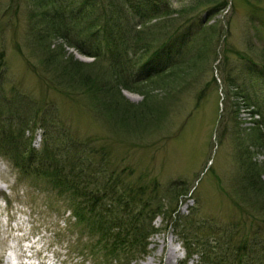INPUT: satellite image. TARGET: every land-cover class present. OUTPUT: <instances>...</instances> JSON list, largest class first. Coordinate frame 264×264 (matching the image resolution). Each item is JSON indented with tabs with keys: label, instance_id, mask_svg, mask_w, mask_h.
Returning <instances> with one entry per match:
<instances>
[{
	"label": "rangeland",
	"instance_id": "374dc122",
	"mask_svg": "<svg viewBox=\"0 0 264 264\" xmlns=\"http://www.w3.org/2000/svg\"><path fill=\"white\" fill-rule=\"evenodd\" d=\"M222 1L190 11L184 17L192 21L179 24L180 31L172 38L163 35L177 23V15L150 21L157 25L153 34H159L155 51L140 59L127 76L148 72L159 49L163 56L165 43L166 48L169 44L175 48L180 34L197 30L208 11ZM225 1V10L207 22L182 55L184 64L153 79L152 88L142 95L122 85L111 90V62L84 60L60 37L44 41L64 59L90 64L83 74L96 85L85 83L87 90L74 82H52L54 78L39 63L46 57L32 44L47 30L39 10L31 0H0L4 130L14 137L23 134L38 151L70 140L85 144L98 156L104 150L107 162L125 181L150 187L166 209L152 223L143 250L136 247L127 254L118 251L104 257L105 242L96 246L100 235L76 222L66 196L44 179L24 175L10 160L14 146L4 145L0 148V264H139L152 255L153 243L161 240L177 250L173 264H203L200 254L186 258L183 236L214 245V237L203 239L204 230L210 229L217 230V236L223 232L225 241L232 236V245L253 233L264 240V131L249 123L239 98L249 100L254 91L264 97V79L252 78L243 59H264V0ZM114 2L116 19L127 30L140 25L139 14L151 8L175 9L198 0ZM51 71L59 74L57 69ZM173 186L185 188L186 195H179L185 190L176 194ZM198 228L201 231L194 232ZM92 245L100 252H90Z\"/></svg>",
	"mask_w": 264,
	"mask_h": 264
},
{
	"label": "trees",
	"instance_id": "16d2710c",
	"mask_svg": "<svg viewBox=\"0 0 264 264\" xmlns=\"http://www.w3.org/2000/svg\"><path fill=\"white\" fill-rule=\"evenodd\" d=\"M31 1L39 10V16L47 27L46 34L35 38L32 44L37 46L42 58L46 57L44 61L39 60V63L54 78L52 82L59 84L69 82L70 85L74 82V85L83 86L87 90L89 88L85 83H88L90 87L96 85L95 81H92L93 78L83 74V70L90 67V64H84L72 58L64 59L60 51H52L50 45L44 41L46 38L49 40L60 37L84 57L93 58L94 61L99 60L101 63L104 59L111 62L114 74L109 87L111 90L117 85H122L125 90L131 89L142 95L152 88L153 79L184 64L181 59L185 51L196 42V37L203 32L207 22L227 7V2L223 0L214 9L209 10L205 16L206 20L198 25L197 30L181 33L180 41L175 48H170V44L166 48L165 43L163 56L159 49L153 55V57L157 56L158 60L148 64V72H144L141 77L130 79L127 76L128 71H131L140 59L151 57L155 51L159 34H153L157 25L149 24L150 21L166 20L177 15L179 18L176 19V24L171 25L170 31H172L163 35H169L172 38L179 33V24L184 20L185 23L192 21L184 16L194 11L196 7L206 6L208 3L214 5L216 0H198L195 5L189 4L175 9L151 8L139 14L140 25L135 24V27L127 30L116 19L114 0ZM121 1L125 3L129 0ZM112 3H114L113 6ZM108 7L111 8L109 12L106 10ZM149 25L151 27H148ZM136 26H140L139 29H136ZM243 59L248 63L246 70L249 69L252 78L264 79L263 58L258 59L259 61L246 57ZM4 67L3 52H0V74ZM52 68L57 69L59 74L55 76V72L51 71ZM247 102L253 104L264 118V97L260 99L258 93L254 91ZM23 123L26 125L27 122L23 120ZM0 129L4 133L2 140L0 135V148L4 145L14 146L10 156L13 165L24 175L46 180L53 189L66 196L70 203L71 215L76 222L88 225L100 235L96 246H100V241L105 242L104 257L116 256L118 251L127 254L136 247L139 248L138 250L145 248L143 242L153 231L152 223L161 215L162 210H166L161 198L157 197L158 194H153L154 190L149 187L150 192L146 197L145 191L149 189L148 187H144L143 184L135 186L125 181L123 174L107 162L109 156L104 153V150H101L98 156L85 144L70 140L62 141L53 148L44 145L38 151L30 147L23 134L14 137L10 132L7 133L4 130L2 118H0ZM25 130L27 131V129H21V131ZM18 133L20 134V131ZM22 139V144L18 146L17 142ZM173 190L176 194L185 190L179 195H186L185 188L173 186ZM171 199L178 201L179 198ZM170 213L172 215L174 210ZM146 220L148 223L145 226ZM200 231V228L194 230V232ZM257 234L253 233L252 238L250 236L242 238V241L236 245H232V236L227 237L225 241L222 240L223 232L217 236V230L210 229L204 230L203 239L206 235L214 237V245H211L208 240L201 244L200 240L194 243L185 236L183 240L188 256L200 254L203 264H264V240L258 239ZM200 248L204 249L200 250ZM93 250L100 252L92 245L90 252Z\"/></svg>",
	"mask_w": 264,
	"mask_h": 264
},
{
	"label": "bare ground",
	"instance_id": "6f19581e",
	"mask_svg": "<svg viewBox=\"0 0 264 264\" xmlns=\"http://www.w3.org/2000/svg\"><path fill=\"white\" fill-rule=\"evenodd\" d=\"M127 96L132 97L128 94ZM153 248L155 250L152 252V255L139 264H173L174 261H177V250L173 248L170 243L167 244L162 240L159 243L155 241L153 243Z\"/></svg>",
	"mask_w": 264,
	"mask_h": 264
}]
</instances>
